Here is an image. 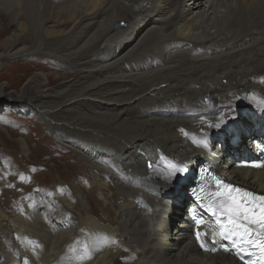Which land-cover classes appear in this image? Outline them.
Returning <instances> with one entry per match:
<instances>
[{
  "label": "bare ground",
  "instance_id": "obj_1",
  "mask_svg": "<svg viewBox=\"0 0 264 264\" xmlns=\"http://www.w3.org/2000/svg\"><path fill=\"white\" fill-rule=\"evenodd\" d=\"M16 59L0 110L42 124L80 175L53 194L39 182L50 194L33 197L42 209L22 194L10 210L18 188L5 180L27 179L2 162L0 264H241L196 249L181 215L187 187L158 156L191 171L208 164L264 194V159L237 165L264 146V0H0V65ZM24 122L19 133L1 120L7 147L21 134L22 166L32 159L27 132H38Z\"/></svg>",
  "mask_w": 264,
  "mask_h": 264
},
{
  "label": "rangeland",
  "instance_id": "obj_2",
  "mask_svg": "<svg viewBox=\"0 0 264 264\" xmlns=\"http://www.w3.org/2000/svg\"><path fill=\"white\" fill-rule=\"evenodd\" d=\"M52 1L55 2L56 0H52ZM216 40H217V38L211 39L212 42H214ZM217 41L218 42H216V43L218 45H220L221 40H217ZM221 43H222V41H221ZM16 61L18 63H20L21 61H24V60L16 59V60H12V61H7L5 64L3 63L4 65H0V72H5L2 76V79L0 80V83L6 84L7 81L9 83H12L15 80H17L18 76L13 78V76H14L13 74L15 73V68L8 65V63L9 64L10 63H12V64L16 63ZM27 61L28 62H35V63L37 62L39 64V67L43 68L46 72H50V73L56 72L55 70L51 69L49 66H46L44 64L45 61H43V60L39 61L38 58H36V59L34 58L31 61H29V60H27ZM11 70L13 72H11ZM36 70H38V68ZM24 82L25 81H22L20 83V85H22ZM239 118L241 119V123H242V121H243L242 117H239ZM4 119L11 120L10 129L15 130L16 132L20 133V131L25 130L24 129L25 128L24 119L27 120L26 126H33L38 131V132H36V131H28L27 132L29 139H32V141L30 143L31 144L32 159H31V161H27L25 166H22V164L19 163L22 160L21 158L26 157V156H23L22 155L23 153H21L19 151L20 144L18 142V139L21 137V134L18 133L16 136L14 134L13 138L16 142H14V143L13 142H11V143L7 142L8 147L6 146V144H4L5 138L7 136L6 135V128L7 127H6L5 123H1V120H4ZM57 124L52 125V126H57ZM15 125H18V126L16 127ZM0 128H1L0 137L2 138V140H0V167L5 164V162L4 163H2V162L4 160H6L13 167L14 170L20 169L21 173H22L20 176H22L24 179H27V182L25 180H23V182H25L27 185L26 186L19 185L21 187L20 188L14 184V182L18 180L16 173H14L13 176H11L5 180V177H6V176H4L5 173L1 170L2 168L0 169V176H2L5 180L4 184H7L9 187L12 188V190L15 188H18L17 193L20 192L19 195L17 193L14 194L15 196L17 195L16 197L14 195H12L13 197L11 199V202L9 203L10 204V207H9L10 210L11 209L16 210V207H17L16 205H18L17 200L19 199V196L22 194L23 195L20 197L21 200H24V201L27 200L26 203H28V204L32 203L34 209H39V210H40V208L42 209L43 198L37 200V199H33V197L35 198L36 196L38 197V195H42V194H43L42 197H44V198L50 197V194L51 193L53 194V192H54L53 185L56 182H59V179L61 181H67L68 183H74L76 185V183L73 182V181H75L74 174L77 173L73 169V166H74L73 158H74V156H72V153L69 152L67 149H64V148H58V150L55 151L56 147L53 144H56L57 146L59 145L56 142V139L54 137H50L48 135L47 131L45 130V128L42 126V124L37 122L34 118H31L29 116V114L27 115V114H24V113L18 112V111L5 112L4 110H0ZM25 132L26 131L21 132V133H25ZM38 133L40 134V136L37 139ZM246 143H247V141H246ZM28 157L29 156H27V158ZM41 160H42V162H41ZM51 160H52V162H51ZM69 160H70V162H69ZM61 165H63V166H61ZM44 166H47V167H44ZM55 166H58V167H55ZM65 166H68V168L66 169ZM54 167L57 168L56 171L53 170ZM7 168L10 169V167H8V166H7ZM43 169L45 170V172L42 175ZM64 169H66V170L64 171ZM14 170H13V172H14ZM22 170H23V172H22ZM58 170L64 172L63 174H60L61 178L60 177L55 178V174H56L55 172H58ZM78 174L80 175V172H78L76 175L78 176ZM70 177H71V179H69ZM51 179H52V181H51ZM19 180H20V177H19ZM82 180H83V176H81V178L79 179V183L81 185L80 188H81L83 194L84 193L87 194L88 193L87 189H86L84 183L82 182ZM39 182H42L44 184L48 183V186L51 185L50 188H47L50 194H47L45 188L41 187L38 184ZM23 191H24V193H23ZM33 191H34V193H33ZM36 192H38V193H36ZM174 193H175V191L171 192L170 195L172 196ZM34 200H36V201H34ZM184 212H185V207L183 208L181 215H183ZM65 213H67V212H65ZM65 213H63V214H65ZM22 217L27 218V213L23 212ZM67 217L70 220L72 219V215L70 213ZM9 250L11 251V249H9Z\"/></svg>",
  "mask_w": 264,
  "mask_h": 264
},
{
  "label": "snow or ice",
  "instance_id": "obj_3",
  "mask_svg": "<svg viewBox=\"0 0 264 264\" xmlns=\"http://www.w3.org/2000/svg\"><path fill=\"white\" fill-rule=\"evenodd\" d=\"M148 167L151 168L152 164L149 163ZM185 171L182 166L172 164L168 169V178L174 179ZM216 184L223 190L197 197L201 206L215 220L218 229L215 235L220 240L229 241L238 250V254L252 256L258 253L260 259L257 264H264V196H255L222 184L219 180H216ZM196 223L199 225L200 221ZM197 239H200L199 234ZM216 243V239H213L212 244ZM200 246L205 250L217 251L215 247L208 249L205 243ZM223 250L228 251L227 248Z\"/></svg>",
  "mask_w": 264,
  "mask_h": 264
}]
</instances>
